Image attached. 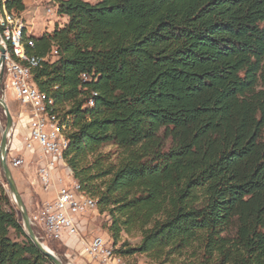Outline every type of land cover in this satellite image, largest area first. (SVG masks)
Returning <instances> with one entry per match:
<instances>
[{
    "label": "trees",
    "instance_id": "16d2710c",
    "mask_svg": "<svg viewBox=\"0 0 264 264\" xmlns=\"http://www.w3.org/2000/svg\"><path fill=\"white\" fill-rule=\"evenodd\" d=\"M55 2L65 21L25 29L22 48L45 59L30 81L53 100L62 164L109 217L115 252L264 264V0ZM0 264H52L1 185Z\"/></svg>",
    "mask_w": 264,
    "mask_h": 264
},
{
    "label": "built area",
    "instance_id": "2783aa9c",
    "mask_svg": "<svg viewBox=\"0 0 264 264\" xmlns=\"http://www.w3.org/2000/svg\"><path fill=\"white\" fill-rule=\"evenodd\" d=\"M0 69L2 97L5 98L9 91L15 102L27 108L26 112H20L27 122V135L22 144V151L33 156L38 150L36 181L41 190L49 194L48 199L31 216V225L49 240L64 242L67 245L81 240L82 252L96 259L99 264H119L113 260V247L108 244L104 236L95 235L84 240L80 235V218L92 209L83 196L76 195L75 185L69 179L67 170L61 166V157H56V146H62V142L55 141L50 124H44L39 115L37 96L31 87L30 77L7 64L4 55ZM8 154L9 168L18 167L26 159L23 155L10 158ZM61 171L64 172L62 176Z\"/></svg>",
    "mask_w": 264,
    "mask_h": 264
},
{
    "label": "rangeland",
    "instance_id": "374dc122",
    "mask_svg": "<svg viewBox=\"0 0 264 264\" xmlns=\"http://www.w3.org/2000/svg\"><path fill=\"white\" fill-rule=\"evenodd\" d=\"M25 9L20 13L21 17L24 19L29 34L32 35H40L42 32L46 30H51L53 25L56 22L63 23L65 18L60 17L57 14V4L55 0H24ZM53 59V58H52ZM0 95L2 93L0 92ZM8 110L12 116L13 120V128L10 131V140H9V148L12 145L13 138L16 139L18 146L14 147L13 149H9L8 156L11 158L13 156L22 155V144L24 142L25 136L27 135V122L25 116L21 115L20 112H26L27 108L21 106L19 103L15 102L10 92L8 91L3 98ZM5 114L0 107V138L3 129L5 128ZM168 142H166L167 144ZM37 148H35L36 150ZM38 151V150H37ZM37 151L36 155H33L30 159L26 158L24 163L19 165L16 168H10L14 181L22 180L20 186L16 185L19 194L21 195L22 201L25 205L27 213L29 215V219L31 216L39 209L38 207V197L36 193V188L38 187V183L34 180L37 179V166H38V158H37ZM29 159V160H28ZM66 169L65 165H61ZM61 176L64 172H60ZM67 174L70 180H74L67 170ZM1 179L3 181V188L5 189L7 195L9 196L10 202L15 209L17 217L22 224V219L20 216V210L17 208L16 203L13 201L6 182L1 174ZM16 184V181H15ZM40 187V186H39ZM80 235L84 240H88L95 235H102L107 239L109 238V234L107 232V225L110 222L109 217L104 213H99L98 210H90L82 215L80 218ZM33 226V225H31ZM35 227V226H33ZM36 229V234L38 235L37 238L44 243L51 250V246L55 245L58 249L65 246L66 248L64 251L61 252V261L65 264H99L96 259H92L91 257L85 255L82 252V241L79 240L75 243L65 244L64 242L55 243L51 242V240L44 238L42 234ZM35 234V235H36ZM122 240H126L127 242L132 244H136L139 241V236H127L125 234L122 235ZM110 241V240H109ZM52 251V250H51ZM60 259V258H59ZM126 259V260H125ZM124 259L125 264H156L149 260L143 254H135L132 256H127ZM129 262V263H128Z\"/></svg>",
    "mask_w": 264,
    "mask_h": 264
},
{
    "label": "bare ground",
    "instance_id": "6f19581e",
    "mask_svg": "<svg viewBox=\"0 0 264 264\" xmlns=\"http://www.w3.org/2000/svg\"><path fill=\"white\" fill-rule=\"evenodd\" d=\"M6 0H0V44L4 48V57L7 60V64L20 71L23 75L30 77V70L37 67L44 61V58L38 56H27L22 48V40L24 30L27 29L26 23L21 15L13 16V19L7 15L4 9V3ZM24 28V29H21ZM2 54V53H1ZM44 59V60H43ZM31 87L37 96V106L39 108V115L44 124H50L51 133L56 142H62V146H56V157H61V165L64 159V151L68 145V140L59 128L58 119L54 118L53 113V100L48 97L44 92H40L34 87L30 81ZM91 104V103H90ZM75 185L76 195L83 196L87 202H89V208L94 210L96 202L91 197L83 193L80 184L71 180ZM0 185L4 186L0 175ZM105 240L111 245V242L107 238ZM48 248V247H47ZM118 253V252H117ZM113 248V260L119 264H125L124 258L117 254Z\"/></svg>",
    "mask_w": 264,
    "mask_h": 264
},
{
    "label": "water",
    "instance_id": "95a60500",
    "mask_svg": "<svg viewBox=\"0 0 264 264\" xmlns=\"http://www.w3.org/2000/svg\"><path fill=\"white\" fill-rule=\"evenodd\" d=\"M0 52L2 53V55L0 56V66H2L4 48L2 47L1 44H0ZM1 77H2V70L0 69V81H1ZM0 107L3 110L6 119L5 128L3 129L0 138V172L6 182L8 191L13 201L16 203L17 208L20 210L23 229L26 232L29 239L37 247V249L40 252H42L44 255H46L50 259L52 264H65L49 248H47V246H45L43 242H41L37 238V236L35 235L32 229L29 215L22 201L21 195L17 190L11 170L7 163V154L9 150V140H10L9 137H10V131L13 128V120L2 95H0Z\"/></svg>",
    "mask_w": 264,
    "mask_h": 264
},
{
    "label": "crops",
    "instance_id": "0c3cea01",
    "mask_svg": "<svg viewBox=\"0 0 264 264\" xmlns=\"http://www.w3.org/2000/svg\"><path fill=\"white\" fill-rule=\"evenodd\" d=\"M27 26V25H26ZM26 35H29V31L27 30L26 31ZM20 116H21V113H20ZM27 134V133H26ZM13 142H12V145H11V147L9 148V149H13L14 147H16V146H18V143H17V141H16V139L15 138H13V140H12ZM21 154L24 156V157H26V158H31L32 156H30L27 152H21ZM28 159V160H29ZM64 168V167H63ZM16 181V185H17V187H18V185L20 186V183H22V180H20L19 179V181H17V180H15ZM36 183H37V181L36 180H34ZM38 187L36 188V193H37V197H38V207H39V204H40V207H41V205L44 203V201H46L47 199H48V197H49V194H47V193H45V192H43L42 190H41V188L39 187V185H37ZM39 207V208H40ZM80 222H81V220H80Z\"/></svg>",
    "mask_w": 264,
    "mask_h": 264
}]
</instances>
